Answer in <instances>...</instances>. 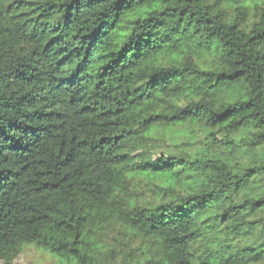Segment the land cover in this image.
<instances>
[{
	"label": "clouds",
	"instance_id": "1",
	"mask_svg": "<svg viewBox=\"0 0 264 264\" xmlns=\"http://www.w3.org/2000/svg\"><path fill=\"white\" fill-rule=\"evenodd\" d=\"M33 2L43 37L0 22V264H264V0Z\"/></svg>",
	"mask_w": 264,
	"mask_h": 264
},
{
	"label": "trees",
	"instance_id": "2",
	"mask_svg": "<svg viewBox=\"0 0 264 264\" xmlns=\"http://www.w3.org/2000/svg\"><path fill=\"white\" fill-rule=\"evenodd\" d=\"M121 6H124V0H117ZM0 6H3L5 8V11L3 13H0V22L3 21V18L6 16H10L11 20H15L19 22V27L23 28L25 30L31 29V32L33 35H38L43 37L44 34L47 32V28L44 25V22L49 19L50 14L52 13V10L57 7L55 3H48V4H36L33 2V0H0ZM63 5H61L62 7ZM177 9H172V13L176 14ZM187 13V8L180 9L179 10V17L180 19L176 20V24L179 26ZM195 14H193L194 16ZM193 16H189L188 20L191 21L193 19ZM11 22V21H9ZM77 22L80 25V30L76 34V36H73L72 39L75 40L77 37L80 40L81 47L78 49L76 48H69L65 46L68 41L67 37L64 36L63 33L60 35L52 34V39L48 40L47 43L43 45L44 52L52 56L56 59L57 65L61 67H70L72 60L75 58L84 57L87 58L88 53V40L95 39L96 32L95 30L91 32L85 31L86 27H89L91 25H94L96 23V19L94 17H88V16H82L80 17ZM161 25H163V21L159 22ZM196 23H199V21H196ZM210 23V22H206ZM56 30L54 29L53 32ZM173 31H176V29H173ZM226 39V38H224ZM251 43V42H250ZM231 45V41H227V43L224 44L225 48H228ZM127 47V45H126ZM123 50H121V58H122ZM229 55H232L231 52L228 53ZM109 55H118L114 53H109ZM257 66L252 68L251 71L254 73L256 77V81L259 84L262 79H264V66H261V64H264V57H257ZM83 62V61H82ZM112 61H109L108 64L104 65V68L102 71L107 73V69L112 64ZM242 63V61L240 62ZM77 69L80 68V65L76 66ZM245 73H240L238 75H244ZM29 81H31V77L29 78ZM99 87V86H98ZM31 95V93H29ZM21 99H24L21 97ZM33 100L36 99V97L32 98ZM7 102L5 101L4 104L0 105V108H4L5 111L8 110ZM29 126H31V121L29 122ZM51 126V125H50ZM14 182V181H13ZM0 191H3V189H0ZM12 191L11 188L7 189V191H4V194L7 195L8 192Z\"/></svg>",
	"mask_w": 264,
	"mask_h": 264
},
{
	"label": "rangeland",
	"instance_id": "3",
	"mask_svg": "<svg viewBox=\"0 0 264 264\" xmlns=\"http://www.w3.org/2000/svg\"><path fill=\"white\" fill-rule=\"evenodd\" d=\"M34 255V250L31 247H25L17 258V264H29Z\"/></svg>",
	"mask_w": 264,
	"mask_h": 264
}]
</instances>
